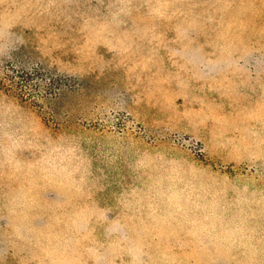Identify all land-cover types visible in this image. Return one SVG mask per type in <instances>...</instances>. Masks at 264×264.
<instances>
[{
  "label": "rangeland",
  "instance_id": "obj_1",
  "mask_svg": "<svg viewBox=\"0 0 264 264\" xmlns=\"http://www.w3.org/2000/svg\"><path fill=\"white\" fill-rule=\"evenodd\" d=\"M0 264H264V0H0Z\"/></svg>",
  "mask_w": 264,
  "mask_h": 264
}]
</instances>
